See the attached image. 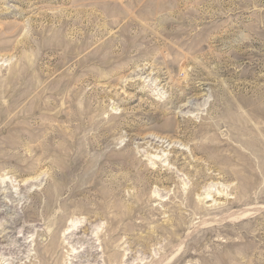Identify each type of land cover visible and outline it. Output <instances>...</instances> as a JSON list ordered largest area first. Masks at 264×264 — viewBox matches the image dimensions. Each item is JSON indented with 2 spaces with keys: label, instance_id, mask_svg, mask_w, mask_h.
Segmentation results:
<instances>
[{
  "label": "rangeland",
  "instance_id": "rangeland-1",
  "mask_svg": "<svg viewBox=\"0 0 264 264\" xmlns=\"http://www.w3.org/2000/svg\"><path fill=\"white\" fill-rule=\"evenodd\" d=\"M67 263L264 264V0H0V264Z\"/></svg>",
  "mask_w": 264,
  "mask_h": 264
},
{
  "label": "bare ground",
  "instance_id": "bare-ground-1",
  "mask_svg": "<svg viewBox=\"0 0 264 264\" xmlns=\"http://www.w3.org/2000/svg\"><path fill=\"white\" fill-rule=\"evenodd\" d=\"M20 133H21V132H20ZM245 210H246V209H245ZM245 210H244V211H245ZM244 211H243V212H244ZM246 211H247V210H246ZM238 214H239V212H238ZM240 218H241V217H240ZM68 229H69V227H67V230H68ZM69 230H71V229H69ZM58 231H59V230H58ZM64 232H65V231H64ZM70 232H71V231H70ZM65 234H66V233H65ZM67 234H68V233H67ZM64 236H65V235H64ZM70 246H71V245H70ZM74 247H75V246H74ZM74 252H76V251H74ZM77 252H78V251H77ZM70 259H71V258H70ZM158 262H159V261H158ZM67 264H68V263H67Z\"/></svg>",
  "mask_w": 264,
  "mask_h": 264
}]
</instances>
